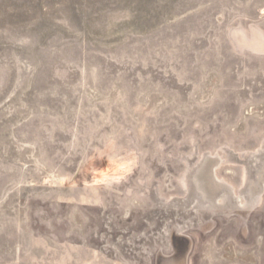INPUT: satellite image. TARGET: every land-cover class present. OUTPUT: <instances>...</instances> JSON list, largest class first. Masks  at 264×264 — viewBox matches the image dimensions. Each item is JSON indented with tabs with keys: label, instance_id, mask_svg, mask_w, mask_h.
Returning <instances> with one entry per match:
<instances>
[{
	"label": "rangeland",
	"instance_id": "obj_1",
	"mask_svg": "<svg viewBox=\"0 0 264 264\" xmlns=\"http://www.w3.org/2000/svg\"><path fill=\"white\" fill-rule=\"evenodd\" d=\"M0 264H264V0H0Z\"/></svg>",
	"mask_w": 264,
	"mask_h": 264
}]
</instances>
